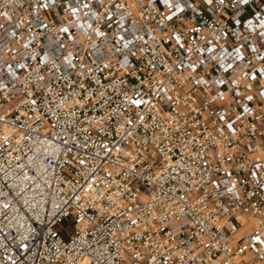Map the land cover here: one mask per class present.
<instances>
[{"label": "built area", "instance_id": "1", "mask_svg": "<svg viewBox=\"0 0 264 264\" xmlns=\"http://www.w3.org/2000/svg\"><path fill=\"white\" fill-rule=\"evenodd\" d=\"M79 263L264 264V0H0V264Z\"/></svg>", "mask_w": 264, "mask_h": 264}, {"label": "rangeland", "instance_id": "2", "mask_svg": "<svg viewBox=\"0 0 264 264\" xmlns=\"http://www.w3.org/2000/svg\"><path fill=\"white\" fill-rule=\"evenodd\" d=\"M62 227H64L65 232H68L72 228V222L71 220H66L63 222Z\"/></svg>", "mask_w": 264, "mask_h": 264}, {"label": "bare ground", "instance_id": "3", "mask_svg": "<svg viewBox=\"0 0 264 264\" xmlns=\"http://www.w3.org/2000/svg\"><path fill=\"white\" fill-rule=\"evenodd\" d=\"M79 264H82V263H79Z\"/></svg>", "mask_w": 264, "mask_h": 264}]
</instances>
